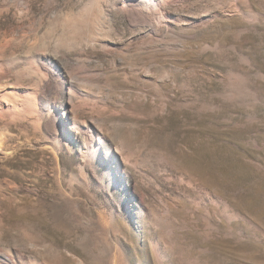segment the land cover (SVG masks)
I'll return each instance as SVG.
<instances>
[{
    "label": "rangeland",
    "instance_id": "obj_1",
    "mask_svg": "<svg viewBox=\"0 0 264 264\" xmlns=\"http://www.w3.org/2000/svg\"><path fill=\"white\" fill-rule=\"evenodd\" d=\"M0 145V264H264V0H0Z\"/></svg>",
    "mask_w": 264,
    "mask_h": 264
},
{
    "label": "bare ground",
    "instance_id": "obj_2",
    "mask_svg": "<svg viewBox=\"0 0 264 264\" xmlns=\"http://www.w3.org/2000/svg\"><path fill=\"white\" fill-rule=\"evenodd\" d=\"M124 2L127 3L129 6L133 7L134 9L141 11H149L152 8L157 9L160 0H124Z\"/></svg>",
    "mask_w": 264,
    "mask_h": 264
}]
</instances>
